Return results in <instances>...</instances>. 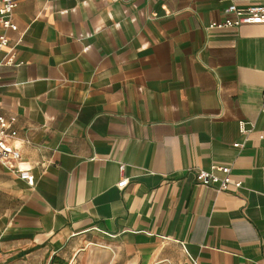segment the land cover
I'll return each instance as SVG.
<instances>
[{"label": "crops", "instance_id": "obj_1", "mask_svg": "<svg viewBox=\"0 0 264 264\" xmlns=\"http://www.w3.org/2000/svg\"><path fill=\"white\" fill-rule=\"evenodd\" d=\"M17 2L0 264H264V25L209 28L264 0ZM212 167L243 189L201 186Z\"/></svg>", "mask_w": 264, "mask_h": 264}, {"label": "built area", "instance_id": "obj_2", "mask_svg": "<svg viewBox=\"0 0 264 264\" xmlns=\"http://www.w3.org/2000/svg\"><path fill=\"white\" fill-rule=\"evenodd\" d=\"M2 7L0 9V28L4 34L0 36V51L6 48L10 49L7 58L0 62V84L3 82L2 69L5 67H18L15 56V48H10V40L7 37V32H18V26L15 22L16 11L18 9L17 0H1ZM227 16L225 22L221 24H213L210 29H228L238 28L243 25H264V4L263 5H249L240 8L236 3H232L225 11ZM1 107V103H0ZM262 112L264 113V95ZM15 120H7L0 117V163L15 168V166L22 162L21 149L18 144V133L13 129ZM248 125L242 123L240 125L241 132L246 134ZM236 148H242L241 144H236ZM125 167L121 168L122 179ZM195 178L197 182L203 187L213 188L218 193L230 191L231 188L237 190L243 189V184L233 179V170L231 167H212L210 170L195 169ZM23 180L27 181L32 187L35 185V177L30 171H21Z\"/></svg>", "mask_w": 264, "mask_h": 264}, {"label": "rangeland", "instance_id": "obj_3", "mask_svg": "<svg viewBox=\"0 0 264 264\" xmlns=\"http://www.w3.org/2000/svg\"><path fill=\"white\" fill-rule=\"evenodd\" d=\"M88 253H85L84 256L80 259L77 260L76 262H69L68 264H104L105 262V256L103 253H98V254H93L90 256V259L88 257Z\"/></svg>", "mask_w": 264, "mask_h": 264}, {"label": "trees", "instance_id": "obj_4", "mask_svg": "<svg viewBox=\"0 0 264 264\" xmlns=\"http://www.w3.org/2000/svg\"><path fill=\"white\" fill-rule=\"evenodd\" d=\"M51 264H68V263H66L65 261H63V260L60 259V258L55 257V258L52 260Z\"/></svg>", "mask_w": 264, "mask_h": 264}]
</instances>
